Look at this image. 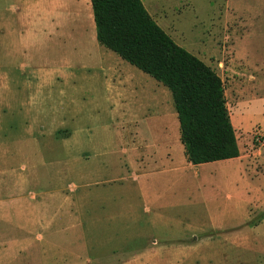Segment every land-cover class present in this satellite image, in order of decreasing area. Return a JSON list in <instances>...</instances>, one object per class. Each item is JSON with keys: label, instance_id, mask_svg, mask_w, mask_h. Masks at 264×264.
<instances>
[{"label": "rangeland", "instance_id": "1", "mask_svg": "<svg viewBox=\"0 0 264 264\" xmlns=\"http://www.w3.org/2000/svg\"><path fill=\"white\" fill-rule=\"evenodd\" d=\"M141 1L221 77L239 156L186 161L90 0H0V264H264V0ZM242 181L250 217L219 214Z\"/></svg>", "mask_w": 264, "mask_h": 264}, {"label": "trees", "instance_id": "2", "mask_svg": "<svg viewBox=\"0 0 264 264\" xmlns=\"http://www.w3.org/2000/svg\"><path fill=\"white\" fill-rule=\"evenodd\" d=\"M99 44L166 86L188 163L239 156L240 150L216 71L177 44L141 0H90Z\"/></svg>", "mask_w": 264, "mask_h": 264}, {"label": "crops", "instance_id": "3", "mask_svg": "<svg viewBox=\"0 0 264 264\" xmlns=\"http://www.w3.org/2000/svg\"><path fill=\"white\" fill-rule=\"evenodd\" d=\"M236 158H232L230 160L224 159V160H219V161H215V162L201 163V164H197V166L200 167V166H202V164H204L203 166H206V165H211V164H214V163H221V162L223 163V162H226V161H231V160L236 159ZM234 170L237 172L235 180L236 181H240L241 180V176L239 174V169H234ZM211 186L214 187L213 184ZM241 186H242L241 189H239L238 191H236V189H234L233 196H231L229 199H227V203L225 205L216 207V209L218 210L219 214L223 212L221 210H223L224 208H230V210H232L234 212L246 213V215H243L245 218L250 217V206H251V204L253 202V197L247 191V189L249 187L247 184H244L243 181H242ZM204 193H206V191H204ZM261 241L263 242V239H261Z\"/></svg>", "mask_w": 264, "mask_h": 264}, {"label": "built area", "instance_id": "4", "mask_svg": "<svg viewBox=\"0 0 264 264\" xmlns=\"http://www.w3.org/2000/svg\"><path fill=\"white\" fill-rule=\"evenodd\" d=\"M259 133V132H258ZM260 135H262V134H260ZM261 144H262V146H264V138H263V140L261 141Z\"/></svg>", "mask_w": 264, "mask_h": 264}]
</instances>
